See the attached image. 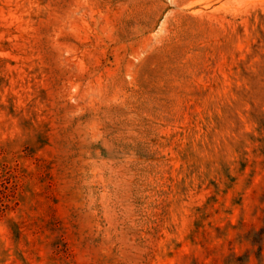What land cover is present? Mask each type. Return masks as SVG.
Wrapping results in <instances>:
<instances>
[{
	"label": "rangeland",
	"instance_id": "obj_1",
	"mask_svg": "<svg viewBox=\"0 0 264 264\" xmlns=\"http://www.w3.org/2000/svg\"><path fill=\"white\" fill-rule=\"evenodd\" d=\"M0 264H264V0H0Z\"/></svg>",
	"mask_w": 264,
	"mask_h": 264
}]
</instances>
